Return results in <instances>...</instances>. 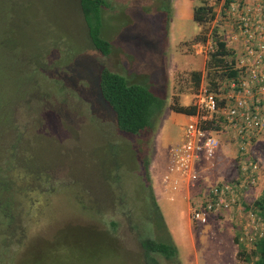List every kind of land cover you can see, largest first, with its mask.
Listing matches in <instances>:
<instances>
[{
	"label": "rangeland",
	"instance_id": "obj_1",
	"mask_svg": "<svg viewBox=\"0 0 264 264\" xmlns=\"http://www.w3.org/2000/svg\"><path fill=\"white\" fill-rule=\"evenodd\" d=\"M108 1L111 8L105 15L111 20L107 35L112 50L102 55L85 39L75 0H0V204H9L12 212L16 209L12 203L22 199L31 198L27 200L37 205L36 212L32 205L31 213L22 218L14 241L1 254L5 264H144L139 234L172 238L177 261L156 254L159 264H201L196 241L205 225L190 218L195 189L182 188L189 193L176 210L180 223L192 225L194 237L188 247L193 245L188 251L173 239L168 226L159 227L158 218L157 233L148 223L147 215L157 216L149 207L146 185L154 193L157 162L178 141L187 121L170 108L171 103L193 104L205 84L203 79L195 90L191 73H205L212 42H195L194 37L204 28L207 36L213 27L221 33L227 25L225 34L231 31L219 13L225 0H168V21L157 8L159 0ZM202 4L213 5L217 12L209 26L192 20L193 8ZM118 12L115 24L111 17ZM120 25L121 31L115 32ZM61 36L64 39L59 40ZM68 48L67 53L62 51ZM101 67L145 83L164 100L150 129L132 135L117 128L95 85ZM233 148H225L222 159L229 161ZM249 151L258 162V178L241 204L258 218L254 201L264 189V138L254 140ZM141 156L148 161V178ZM237 164L235 158L233 165L239 168L234 176L240 173ZM229 168L231 173L213 178L229 180L226 176L235 171ZM21 190L26 191L18 193ZM162 192L169 202L182 195L168 193L163 185ZM226 218L229 221L219 222V231L230 239L231 226L235 234L240 229L235 228L236 218ZM237 247L241 249L240 244ZM230 264L238 263L231 258Z\"/></svg>",
	"mask_w": 264,
	"mask_h": 264
},
{
	"label": "built area",
	"instance_id": "obj_2",
	"mask_svg": "<svg viewBox=\"0 0 264 264\" xmlns=\"http://www.w3.org/2000/svg\"><path fill=\"white\" fill-rule=\"evenodd\" d=\"M224 11L222 18L231 27V41L243 36L242 44L247 46L246 40L251 43L255 38L258 47L247 46L245 55L239 56L242 78L231 82L225 93L216 96L204 85L199 88L193 103L196 113L185 115L180 139L168 148L162 185L172 195L184 186L195 189L190 197V218L196 224L225 214L236 218L235 227L240 229L236 244L246 253L255 239L264 235L260 217L255 218L253 211L241 204L258 178V162L249 148L254 140L264 138V42L260 41L264 40V0H229ZM223 138L236 146L240 173L230 180L208 183L203 180L204 171L215 165ZM237 263L254 261L244 256Z\"/></svg>",
	"mask_w": 264,
	"mask_h": 264
},
{
	"label": "trees",
	"instance_id": "obj_3",
	"mask_svg": "<svg viewBox=\"0 0 264 264\" xmlns=\"http://www.w3.org/2000/svg\"><path fill=\"white\" fill-rule=\"evenodd\" d=\"M159 1L160 3L158 4V7H156L159 11L165 13L168 17L166 18V21H168L171 17L168 0ZM75 3L80 18L83 19L82 21L85 25V39L87 38L89 45L100 54L109 55L112 50V44L109 40L111 38L110 35H107V28L110 27L111 20H108L105 11L106 9L111 8L110 2L108 0H75ZM228 3L229 0H225L223 7L219 11L220 15L223 17L225 16L224 10ZM121 10L124 9L121 8ZM121 10L119 12H121ZM119 12L111 17L115 24L116 16L119 15ZM216 14L217 12L213 5L202 4L193 8L192 20L198 26H209L211 22L214 21ZM119 28V30L114 31L119 32L123 27L120 25ZM227 29L228 27L226 25L220 33L216 27H213L209 36H207L206 32L208 29L204 28L194 37L193 41L195 42H206L207 39H210L212 42V49L208 51L205 61V73L202 74L201 71H193L191 73L195 90L198 89L201 81L204 79V86L209 92H212L216 96L222 95L227 91L231 82H238L242 78V71L237 66L238 59H241L239 56L245 55L247 46L250 47L251 45L252 47L257 48V41L259 40L254 38V41L250 43V39H247V46H243L245 40L242 38L243 36H239L236 41H231L232 33L229 32L228 34H225ZM60 39H64V37L61 36L59 37V40ZM260 41L264 42V40ZM62 51L67 53L69 48L66 51ZM97 72L99 75L98 79H96L95 85L97 89L99 88L100 99L113 112L117 128L120 131L132 135L141 134L150 129L157 114L163 109L164 100L154 94L151 88L145 83H137V81L131 82L126 76L110 71L105 67H101ZM170 108L173 111L184 115H192L196 113V106L193 104L183 105L173 102L171 103ZM139 154L141 153L139 152ZM141 161L146 178H148V161L144 156H141ZM49 179L50 176L46 175L44 181L47 182ZM146 188L149 190L151 198L149 207L157 216L153 218L152 215L148 216L146 214L148 223L152 225L151 227H154L155 231H158L155 224V221L158 218L159 227L166 229L167 227L155 199L152 187L150 188V185L148 184L146 185ZM25 191L26 190H21L18 191V193L23 194ZM27 199L31 198H26V200L24 199L25 201L23 199L18 202L16 201V204L12 203V209L16 207L13 212L11 211L9 204H0V264H5L4 261L6 262V257L1 254H6V251H8L6 247L9 243L14 241L13 238L15 237V231L17 230L18 225H22V218L31 213L33 209L35 212L37 210V205L34 200ZM32 205L33 209H30ZM254 206L258 209L261 222L264 225V189L261 196L254 201ZM19 227V230L23 231L22 226ZM101 231L110 236L107 231ZM138 239L139 246L142 250L144 264H159L154 256L156 254L162 255L167 260L173 262L177 261L178 250L169 235L165 238L159 237L157 240L150 236L139 234ZM250 253L242 251L237 255L238 257L245 256L246 258L255 255L257 258L254 261V264H264V235L261 238L255 239Z\"/></svg>",
	"mask_w": 264,
	"mask_h": 264
},
{
	"label": "crops",
	"instance_id": "obj_4",
	"mask_svg": "<svg viewBox=\"0 0 264 264\" xmlns=\"http://www.w3.org/2000/svg\"><path fill=\"white\" fill-rule=\"evenodd\" d=\"M179 139H180V137H179ZM229 145L234 146V148L232 149V151L228 152L231 155L229 157L230 160L228 161V160H226L227 158L222 159L223 156H221V154L225 148H228ZM235 158L237 159V162H238L236 146L228 138H225L222 141V145H221L220 150L218 152V156H217L216 160L214 161L215 162L214 167L211 166L212 168H208L205 171L206 175L204 174L203 180H206L207 182H209V181L212 182V180H214V181L218 180L219 181V179L213 178V175L214 176L220 175L221 177L225 176L227 172H230L229 167H233L235 169V171L232 174H229V176H226L227 179L230 180V179L236 177L237 175L234 176V174L237 173V170L239 167L233 165V163L235 164ZM231 159H233L232 163H231ZM167 164H168V152H167V154L164 153V158H162L160 161L157 162V165H156L157 172L152 177V185L154 186L153 187L154 196H155V199H156L159 207H160L159 200L160 201L162 200V203L164 206L163 208L166 210L165 214L164 213L162 214L164 222H165L166 226H168L170 228L171 232L169 230L168 231L172 234L173 239H175L176 242H178V244H180V242H182V247L184 250L185 247H188L190 242L191 243L193 242L192 238L194 237V235L192 232H190L191 231L190 226L192 228V225L189 226V221H188L189 216L187 219L188 223L186 225H184L183 222L182 223L179 222V219L177 218V215H176V210H177V204H181L184 200H186L184 197L188 196L189 191L185 190V191L178 192L177 194L181 193L182 195H181L180 199H177L174 202H169L168 199L166 200L164 198V193L162 192V176H163V173L165 172ZM216 165L219 166L218 170L215 169ZM237 165H239V164H237ZM222 166H224V167H222ZM251 189H253V187H251ZM186 205L188 206L187 201H186ZM160 210L162 213L161 208H160ZM225 215H227V214H225ZM225 215H224V217L213 216L212 218H210L209 222L207 224H204L205 226H203V228L199 231V234L197 235L198 240L196 241V244L198 245V250L196 251V254H197V257L201 254V258H200L201 264H230L231 258L235 259V261L238 262V258L236 259V255L241 252L240 251L241 249L238 250L237 244L235 243L237 241L236 236L238 233L235 234L233 232V227L231 226L232 238L228 239V236L226 233L222 234V232L219 231V229L222 226L219 222L221 220L223 221L224 219H227L229 221V219L226 218L228 215L227 216H225ZM210 228L212 229L211 235L209 232L211 230ZM236 230H237V228H236ZM231 240H232V242H231ZM222 241H225V242L222 243ZM218 242L220 243L219 245L222 247H224L223 245H227V246L223 249L218 244H216ZM207 244H209V246ZM192 245H191V248L189 246L186 250L190 251V249H192ZM199 246L202 247V249L205 248V250H207V252H208L207 256H205L206 251L205 250L201 251V248ZM216 248H218V250ZM237 257H238V255H237ZM249 258H251V256ZM256 258L257 257H255V259H252V260L255 261ZM197 262H199L198 259H197Z\"/></svg>",
	"mask_w": 264,
	"mask_h": 264
}]
</instances>
